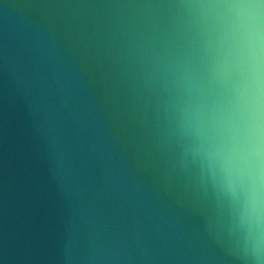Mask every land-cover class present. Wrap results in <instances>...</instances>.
I'll return each instance as SVG.
<instances>
[{
  "label": "clouds",
  "instance_id": "obj_1",
  "mask_svg": "<svg viewBox=\"0 0 264 264\" xmlns=\"http://www.w3.org/2000/svg\"><path fill=\"white\" fill-rule=\"evenodd\" d=\"M0 264H264V0H0Z\"/></svg>",
  "mask_w": 264,
  "mask_h": 264
},
{
  "label": "water",
  "instance_id": "obj_2",
  "mask_svg": "<svg viewBox=\"0 0 264 264\" xmlns=\"http://www.w3.org/2000/svg\"><path fill=\"white\" fill-rule=\"evenodd\" d=\"M22 163H23L22 161L18 162L15 168H6V170H5L6 177L8 175H16V174H18Z\"/></svg>",
  "mask_w": 264,
  "mask_h": 264
}]
</instances>
